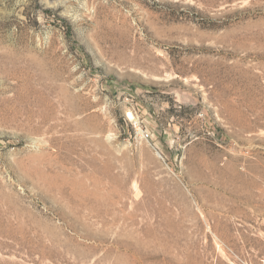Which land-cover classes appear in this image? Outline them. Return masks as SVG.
I'll return each mask as SVG.
<instances>
[{
	"label": "rangeland",
	"instance_id": "1",
	"mask_svg": "<svg viewBox=\"0 0 264 264\" xmlns=\"http://www.w3.org/2000/svg\"><path fill=\"white\" fill-rule=\"evenodd\" d=\"M0 264H264V0H0Z\"/></svg>",
	"mask_w": 264,
	"mask_h": 264
},
{
	"label": "bare ground",
	"instance_id": "2",
	"mask_svg": "<svg viewBox=\"0 0 264 264\" xmlns=\"http://www.w3.org/2000/svg\"><path fill=\"white\" fill-rule=\"evenodd\" d=\"M141 131V130H140Z\"/></svg>",
	"mask_w": 264,
	"mask_h": 264
}]
</instances>
